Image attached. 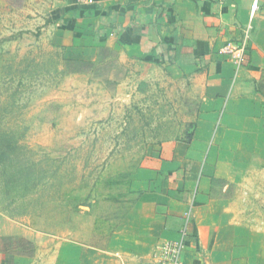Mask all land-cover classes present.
Here are the masks:
<instances>
[{"label":"rangeland","instance_id":"374dc122","mask_svg":"<svg viewBox=\"0 0 264 264\" xmlns=\"http://www.w3.org/2000/svg\"><path fill=\"white\" fill-rule=\"evenodd\" d=\"M69 2L0 0V140L11 143L0 249L34 246L18 264H72L73 242L104 243L137 196L134 182L162 163L159 147L186 143L199 112L184 70L193 63L137 60L102 44L92 23L57 28ZM247 140L219 158L229 182L211 192L230 201L245 254L248 232L264 237V130Z\"/></svg>","mask_w":264,"mask_h":264},{"label":"crops","instance_id":"0c3cea01","mask_svg":"<svg viewBox=\"0 0 264 264\" xmlns=\"http://www.w3.org/2000/svg\"><path fill=\"white\" fill-rule=\"evenodd\" d=\"M251 4L70 0L63 8L67 14L57 28L81 32L82 24L92 23L102 44L128 50L137 60L193 63L184 70L192 72L201 95L191 141L159 147L156 158L162 163L134 182L137 196L103 245L73 242L72 264H151L155 245L178 240L184 225L182 264H264V237L248 232L250 247L242 253L240 229L228 219L230 201L211 195L213 179L229 182L217 175L223 153L239 155L247 138L264 130V0L252 20ZM241 44L246 50L236 66L235 48ZM22 236L27 238L24 231ZM27 259L0 249V264Z\"/></svg>","mask_w":264,"mask_h":264},{"label":"built area","instance_id":"2783aa9c","mask_svg":"<svg viewBox=\"0 0 264 264\" xmlns=\"http://www.w3.org/2000/svg\"><path fill=\"white\" fill-rule=\"evenodd\" d=\"M259 8V0H252L250 6V20L255 16L256 11ZM250 27L247 28V31ZM247 34V33H246ZM228 53H232L231 47H227ZM246 50L245 44H241L235 48L237 55L234 58V64L239 66L243 60L244 51ZM189 213L186 214V218H189ZM187 238V225L179 232V239L176 241H164L155 245L151 254V264H182L181 254L185 247V241Z\"/></svg>","mask_w":264,"mask_h":264},{"label":"trees","instance_id":"16d2710c","mask_svg":"<svg viewBox=\"0 0 264 264\" xmlns=\"http://www.w3.org/2000/svg\"><path fill=\"white\" fill-rule=\"evenodd\" d=\"M191 138H192V136L190 137V139L188 141H186V144H188L191 141ZM10 148H11L10 141H8V140H0V166L2 168H5V166L8 164V162L10 160L8 154L5 152L7 150L9 151ZM2 150H4V151H2ZM3 177H4V179H6L5 183L7 184V176L5 174H3ZM215 181H217V179H213L211 181V185ZM222 182H224V181H222ZM211 192H212V188H211ZM25 243H26V245L29 246L30 251L32 250L31 252H26V253L25 252H21V251H19V252L18 251L17 252H15V251H9V252L3 251V252H5V254H8V255H17V256L31 258L33 256L34 246L28 241L25 242Z\"/></svg>","mask_w":264,"mask_h":264}]
</instances>
